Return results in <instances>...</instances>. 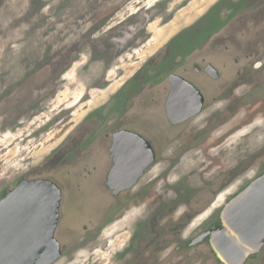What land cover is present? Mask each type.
Here are the masks:
<instances>
[{"label":"rangeland","instance_id":"obj_1","mask_svg":"<svg viewBox=\"0 0 264 264\" xmlns=\"http://www.w3.org/2000/svg\"><path fill=\"white\" fill-rule=\"evenodd\" d=\"M209 30L223 33L206 39L202 35ZM233 31L248 33L237 35L244 38L237 47L262 34L264 0H0V198L22 179H50L59 187L55 237L61 256L53 264H171L173 259L156 254L155 249L166 242L163 231L151 235L159 215L150 210L164 212L177 206L171 214L174 218L187 213L196 217L181 232L182 238L192 237L204 222L201 212L209 206L213 212L221 208L262 172L263 70L254 72V80L236 92L243 95L244 108L238 118L242 117V129L222 149L231 160L243 153L242 169L232 177L212 164L198 165L187 154L172 163L177 167L155 183L144 199L133 201L134 206L125 210L141 188L151 186L152 172L131 192L113 197L100 186L104 180L100 171L109 162L107 150L92 157V173L87 177L75 163L78 144L93 142L114 123H129L139 125L156 149L158 143L164 145L158 166L167 170L169 159L176 161L177 153L187 152L199 141L202 135L192 127L203 126L206 115L175 127L185 128L182 146L167 145L170 139L165 135L171 127L157 108L162 89L156 82L173 69L191 76L194 63L219 61L220 38ZM246 45L254 47L252 42ZM215 91L211 88L206 94L209 97ZM237 136L243 138L242 150L235 148ZM208 160L222 163L217 157L203 162ZM178 187L186 192L175 197L172 190ZM143 224L150 243L140 258ZM178 255L177 263L184 264L186 255ZM253 262L264 264V255Z\"/></svg>","mask_w":264,"mask_h":264},{"label":"flooded vegetation","instance_id":"obj_2","mask_svg":"<svg viewBox=\"0 0 264 264\" xmlns=\"http://www.w3.org/2000/svg\"><path fill=\"white\" fill-rule=\"evenodd\" d=\"M224 28V26L221 27V29ZM214 31L209 30L206 31L205 36L206 39H213L218 37V35H222V31ZM248 35V33L240 32V31H233L228 36L225 35L220 38V47L218 50H220L219 53V61L215 60V62L211 59L207 61L203 66H200L198 64L193 65V68L191 69L192 73L191 76H188L187 74H182L177 72L173 69V71L169 72L168 74H164L165 76L157 80V84L160 85V89L158 92L159 97L157 101V108L161 109L164 120L166 123H168V126L171 128L168 129L170 133L168 132L167 135L169 136L170 142L168 144H175L177 146H182L183 142L180 140L184 139V131L185 128L180 131V128L176 130L175 127H178L187 122L195 121L198 119V117L204 113L206 115V118L204 120L203 126H194L192 129L194 131H198L199 134L202 136L199 138V141L196 142V144L185 153H177L173 159H176V161H173L171 159L168 160L169 167L167 170H163L161 168L162 165L158 166L160 162L163 160L164 153L161 155L159 152L161 150H164L163 144L158 143V149L154 146V144L142 133L141 128L139 125L137 127L130 125L129 123L126 125H118L116 123L113 124V126H110L108 130L102 132L100 135L103 137H100V135L96 136L95 139L86 144L77 145L79 151L77 158L75 160V163H79V171H82L86 174L87 177L88 174L92 173L90 171V164L91 159L93 156H96L97 154L102 153V151L108 152V158L109 162L107 163V166L101 170V177L103 180V185H100L101 187H106L107 190L114 196H117L121 193H128L133 190V188L138 184V182L147 177L150 172H152V176L150 178V182H152L151 186H145L139 190V197L136 196L135 198L131 199L129 201L128 206H124L125 210L132 208L134 206L135 200H138L140 202L141 199H144L146 197V192L151 191L153 188H155L154 184L159 183L163 180V178L167 177L172 167H177V165L172 164L174 162H177L178 159L181 161L183 158H185L188 155L191 159L197 160L198 165L201 163V165H208L212 164L213 167L216 168L218 172L229 175V177H232L235 175L234 173L236 171H239L242 169L244 156L243 153L237 155L234 160H231V157L229 154L224 152L222 149L226 148V144H229V139L232 140V137L234 134H238V131L242 129V117L240 120L238 118L242 115L243 108H244V102L241 100V96H237L236 92L239 88H242L243 83L247 81L254 80L253 73L258 72V70L264 71V32L260 34L259 36L255 38H249L250 41L244 40L241 43V47L238 46V42H241L242 36L238 37L237 35ZM208 35V36H207ZM245 36V37H246ZM218 39V38H217ZM210 44L213 43L212 40H210ZM253 43L254 47H250L249 43ZM255 42V44H254ZM229 45H228V44ZM208 44V45H210ZM213 45V44H212ZM232 46V47H231ZM166 50H169L171 46H166ZM234 51V52H233ZM162 53H165V48ZM217 61V62H216ZM258 63H260V66H258ZM178 64L183 65L180 61H178ZM229 69V67H231ZM233 71V72H232ZM231 72V73H230ZM251 72V74H250ZM164 73V72H163ZM177 74L185 78L188 82H190L202 95V104L200 107V111L198 113H195L194 115L188 116L183 120H180L181 118H184L186 114H188L191 110L195 109L196 106V100L197 95L190 90V88L184 84L179 83L178 81H173L169 79L171 74ZM163 75V74H161ZM174 83V84H173ZM175 85V90L181 97V102H177L175 104L176 110L172 113V119L176 121H172L171 118L167 114V99L169 97V94L172 90V88ZM215 87H212V86ZM159 87V86H158ZM144 88V87H143ZM143 88L139 89V94L142 95ZM215 88V93L207 96V92L209 89ZM160 98V99H159ZM161 100V101H160ZM155 102V101H153ZM249 111V110H248ZM124 113L122 118L125 120L126 112L124 110ZM258 116V115H257ZM127 119V118H126ZM180 120V121H179ZM140 123V121H138ZM141 125V123H140ZM260 127V126H259ZM255 127V130L258 131ZM264 128V127H263ZM122 130H128L135 132L141 136H143L149 143L151 148L154 152V158L152 161H150L149 164L144 168L143 172L137 179L136 183L130 187H127L125 189H122L118 191L117 193L114 192V189H110L108 185V175L110 171L113 169L115 160L114 155L111 152V146H112V139H113V133L117 131ZM174 131H180V132H174ZM192 133V132H191ZM264 133V131H263ZM193 134V133H192ZM238 137V136H237ZM90 138V137H89ZM103 139H106L107 141H103ZM109 139V141H108ZM237 143L235 145V148L237 150L243 149V138L242 136L236 138ZM235 139V140H236ZM159 140H163V135H159ZM234 140V141H235ZM130 147H132L133 151L129 152L126 151V158L131 159L135 158L139 161L136 162V166L128 167L126 170L128 172V178L130 179L135 172L137 171V167H139L143 161L144 156L146 154V151L141 150L142 145L141 144H128ZM240 146V147H239ZM263 146V145H262ZM140 150V151H137ZM264 153V146L262 148ZM255 160L258 161L260 153H256ZM101 156V155H100ZM162 157V158H161ZM219 158L222 160V163L214 164L212 162L213 160H208L206 162H203L204 158L206 159H212V158ZM64 159H61L62 162ZM228 160V161H226ZM67 163H71L70 161H67ZM64 165V163H63ZM71 165V164H70ZM68 165V166H70ZM71 168L77 169L74 165H71ZM94 170V168H93ZM153 170V171H152ZM228 170V171H227ZM166 172V173H165ZM264 172V169L262 172H258L255 177H258ZM254 177V178H255ZM120 179H123L120 177ZM87 184V182H86ZM99 186V183H98ZM87 187V186H86ZM177 191H174L175 197H177L179 194H184L186 192L185 188L178 187L175 188ZM236 193L231 195L226 201L224 202L223 206L221 208H216V210L213 212L211 211V207L209 206L206 211L201 212V214H205V218L203 219L204 222L200 223L202 226L198 229L199 231L194 234L192 237L189 238H182L181 232L184 229V227H187L193 223V221L196 219V217H191L190 214H183L181 217L174 218L173 214L176 209V207H166L165 211H162V208H153L150 211H157L156 215H159V219L154 221L153 228L154 230H151V235L155 236L157 232L163 233V240H165L166 245L162 243L158 248H156V254H159L160 259H169L172 260L171 264H178L179 259V252L184 253L187 259L184 257V264H209V261H214L216 264H223L219 259L217 258L216 253L214 252L212 245H211V239H212V232L217 230L219 227H223L221 213L224 210L225 203ZM145 195V196H143ZM143 196V197H141ZM184 203L189 202V199L187 201H183ZM137 209L138 207H134ZM153 215V214H151ZM198 216V215H197ZM141 226V224H140ZM140 235L144 236L142 243L139 241L140 249L134 251V254H136L138 257L141 258V256L147 251L148 244L150 243V239L147 238V232L148 229L145 228V224H143V227L140 228ZM133 236V235H132ZM170 236V238L168 237ZM174 243V244H173ZM130 253V250L128 251ZM260 255H264V244L262 245L261 249L255 253L250 255L244 264H254L253 260L257 259ZM183 258V257H181ZM145 259V258H142ZM261 261V260H260ZM137 261H135L136 264ZM262 263V262H261ZM139 264H142L139 261ZM145 264V263H144ZM260 264V263H256Z\"/></svg>","mask_w":264,"mask_h":264},{"label":"water","instance_id":"obj_3","mask_svg":"<svg viewBox=\"0 0 264 264\" xmlns=\"http://www.w3.org/2000/svg\"><path fill=\"white\" fill-rule=\"evenodd\" d=\"M169 79L188 86L197 95L195 109L180 120L198 113L203 99L199 91L180 75L173 73ZM181 101L174 85L167 99V114L172 121H176L172 119L175 104ZM128 144H141V150L146 151L143 163L130 179H126V169L135 167L139 160L126 158V151H133ZM111 152L115 164L108 175V185L115 193L134 185L154 158L150 143L128 130L113 133ZM60 201L59 187L43 178L22 179L0 198V264L56 262L61 256L55 237ZM221 218L223 227L212 232V248L223 264H244L264 244V172L225 203Z\"/></svg>","mask_w":264,"mask_h":264},{"label":"trees","instance_id":"obj_4","mask_svg":"<svg viewBox=\"0 0 264 264\" xmlns=\"http://www.w3.org/2000/svg\"><path fill=\"white\" fill-rule=\"evenodd\" d=\"M5 194V193H4Z\"/></svg>","mask_w":264,"mask_h":264}]
</instances>
